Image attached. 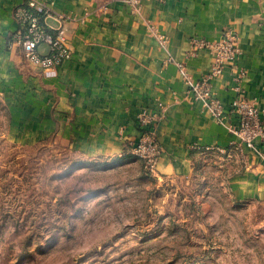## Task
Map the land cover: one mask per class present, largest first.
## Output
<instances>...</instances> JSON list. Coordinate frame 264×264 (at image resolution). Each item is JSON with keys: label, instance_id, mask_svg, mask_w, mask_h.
Returning a JSON list of instances; mask_svg holds the SVG:
<instances>
[{"label": "crops", "instance_id": "0c3cea01", "mask_svg": "<svg viewBox=\"0 0 264 264\" xmlns=\"http://www.w3.org/2000/svg\"><path fill=\"white\" fill-rule=\"evenodd\" d=\"M26 1L0 0V117L7 139L50 140L88 159H129L140 134L137 114L158 113L159 176H190L209 152L225 161L239 154L244 168L231 174L229 190L237 200L264 201V145L257 139L260 152L249 149L230 128L238 125L231 110L236 97L264 109V0H140L138 7L127 0H44L46 28L63 25L72 49L53 73L28 63L16 41L15 12ZM227 30L241 53L212 74L214 53L194 50V41H217ZM202 79L221 104L220 117L190 89Z\"/></svg>", "mask_w": 264, "mask_h": 264}, {"label": "rangeland", "instance_id": "374dc122", "mask_svg": "<svg viewBox=\"0 0 264 264\" xmlns=\"http://www.w3.org/2000/svg\"><path fill=\"white\" fill-rule=\"evenodd\" d=\"M4 124L0 264H264V201L227 186L239 154L209 152L190 176L163 177L135 155L11 142Z\"/></svg>", "mask_w": 264, "mask_h": 264}, {"label": "built area", "instance_id": "2783aa9c", "mask_svg": "<svg viewBox=\"0 0 264 264\" xmlns=\"http://www.w3.org/2000/svg\"><path fill=\"white\" fill-rule=\"evenodd\" d=\"M127 1L135 7H138L140 2V0ZM49 10L44 0H27L25 4L17 7L15 17L21 29L16 34V41L28 63L46 73H53L63 61L71 58L72 49L63 25H58L52 30L46 28L45 17L49 14ZM43 44L48 47L46 53L40 51L39 47ZM194 44V50L196 46L207 47L214 53L212 74L219 73L226 62L234 65L241 53L237 36L231 30L225 31L217 41L195 39ZM190 89L196 99H203L209 111L220 117L221 104L211 97L208 85L203 79L191 82ZM231 110L238 119V125H231V131L239 138L242 145L260 152L256 140L264 145V109H260L252 99L236 97L232 101ZM158 117V113L144 110L137 114L140 134L136 143L130 148L131 153L142 160L146 171L154 174L158 171V163L162 156V147L155 134ZM233 147L237 149L238 145L233 143Z\"/></svg>", "mask_w": 264, "mask_h": 264}, {"label": "trees", "instance_id": "16d2710c", "mask_svg": "<svg viewBox=\"0 0 264 264\" xmlns=\"http://www.w3.org/2000/svg\"><path fill=\"white\" fill-rule=\"evenodd\" d=\"M199 163H197L196 165H195V167L198 165ZM147 172V171H146Z\"/></svg>", "mask_w": 264, "mask_h": 264}]
</instances>
